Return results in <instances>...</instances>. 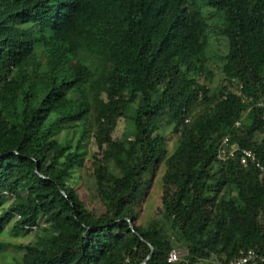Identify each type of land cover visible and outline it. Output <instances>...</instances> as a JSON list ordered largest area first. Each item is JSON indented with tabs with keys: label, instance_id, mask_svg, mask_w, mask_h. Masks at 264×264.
<instances>
[{
	"label": "trees",
	"instance_id": "1",
	"mask_svg": "<svg viewBox=\"0 0 264 264\" xmlns=\"http://www.w3.org/2000/svg\"><path fill=\"white\" fill-rule=\"evenodd\" d=\"M263 104L264 0H0V251L20 264L264 255V170L218 156L227 137L264 166ZM120 118L132 128L115 138ZM158 164L161 212L135 224Z\"/></svg>",
	"mask_w": 264,
	"mask_h": 264
},
{
	"label": "rangeland",
	"instance_id": "2",
	"mask_svg": "<svg viewBox=\"0 0 264 264\" xmlns=\"http://www.w3.org/2000/svg\"><path fill=\"white\" fill-rule=\"evenodd\" d=\"M202 13L204 15L212 14L214 15L216 12L214 9L203 6ZM215 17V16H212ZM209 22H211L209 20ZM213 41H216L215 35L212 37ZM222 42H225V40H222ZM212 44V43H211ZM223 44V43H222ZM219 44L214 43L209 46L208 55L213 54V51L215 48H217ZM217 51V50H216ZM79 56L84 57L85 60H87V56L85 54H79ZM208 56V57H209ZM212 61H214V56H211ZM215 63H219V61H215ZM204 83H208L206 80H202ZM216 77L214 78V81H212V84H215ZM132 128V120L128 118H120L118 120L117 126L113 132V136L115 138H120L124 136L126 133L129 132V129ZM171 127H168L166 129V133L170 132ZM165 132V130H164ZM172 139H169V145L172 146ZM87 151L88 155L92 154L93 152H96L97 149L92 143V139L87 144ZM89 166V164H88ZM164 166L162 164H158L157 169L155 171V174L150 179V183L147 186L145 192L143 195L138 199L136 203V208L138 210V213L136 214L135 218V224H145L150 218L159 216L161 212V180L160 175L163 174ZM77 174L79 175V181L82 184V193L83 197L85 198V201L89 208H94L96 211H101V203L96 195V186L94 183V179H92V175L90 174L89 168L87 166H81L77 169ZM40 223V220L38 221ZM173 230L170 232L171 235L173 234ZM176 250V252L182 256L185 253L184 245L181 244L179 241L176 243V245L173 248ZM22 260V251H14L13 249L7 248L4 251H0V264H20Z\"/></svg>",
	"mask_w": 264,
	"mask_h": 264
},
{
	"label": "built area",
	"instance_id": "3",
	"mask_svg": "<svg viewBox=\"0 0 264 264\" xmlns=\"http://www.w3.org/2000/svg\"><path fill=\"white\" fill-rule=\"evenodd\" d=\"M264 106V104H263ZM240 151V162L247 164L248 161L255 162V165L260 169L264 170V166L257 160L255 153L249 148H241L236 142H229L228 138L225 137L219 148L218 156L222 159L228 156H233L235 151ZM180 255L176 250L172 249L168 255V261H176ZM264 255H261L257 250L249 248L241 250L237 256H235L228 264H246L248 262H256L257 260H263Z\"/></svg>",
	"mask_w": 264,
	"mask_h": 264
}]
</instances>
